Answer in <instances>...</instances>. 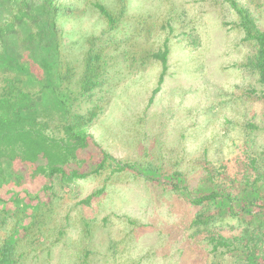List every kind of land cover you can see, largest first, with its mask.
I'll list each match as a JSON object with an SVG mask.
<instances>
[{
	"label": "trees",
	"instance_id": "16d2710c",
	"mask_svg": "<svg viewBox=\"0 0 264 264\" xmlns=\"http://www.w3.org/2000/svg\"><path fill=\"white\" fill-rule=\"evenodd\" d=\"M76 1L83 5L0 0V264H50L56 249L64 264H148L157 250L139 247V238L150 225L98 210L128 177L195 207L180 247L186 259L198 251L209 257L205 264H264V149L248 145L230 173L208 158L207 148L189 157L185 141L166 143L146 130L133 140L139 159L117 158L90 132L120 80L157 69L153 101L168 74L173 40L197 39L193 20L169 0L157 14L129 13L130 0ZM214 1L233 15L222 24L243 49L231 67L259 85L235 88L264 102V0ZM87 12L101 29L84 37L72 58L61 23ZM240 126L245 144L253 143L249 131L256 125ZM196 169L201 174L191 185ZM89 179L98 185L79 197L80 182ZM72 195L79 199L65 209Z\"/></svg>",
	"mask_w": 264,
	"mask_h": 264
},
{
	"label": "rangeland",
	"instance_id": "374dc122",
	"mask_svg": "<svg viewBox=\"0 0 264 264\" xmlns=\"http://www.w3.org/2000/svg\"><path fill=\"white\" fill-rule=\"evenodd\" d=\"M66 5L82 6L76 0H59ZM177 11H186V19L193 20L196 41L175 38L169 58V70L160 90L149 103L157 85L158 70H148L120 80L109 92L111 102L98 122L90 129L95 144L114 157L139 159L133 140L138 133L148 131L159 135L166 143L185 141L189 157H197L207 148L208 158L218 165L236 169L237 160L243 158L244 149H264V102L249 100L235 85H259L248 75L232 68L242 60L243 49L239 37L224 27L222 21L232 20L226 6L214 0H169ZM163 0H130L129 13L157 14L164 9ZM264 27V16L259 20ZM191 25V24H189ZM64 43L72 58L79 57L83 39L101 29L96 16L86 15L61 23ZM243 122L252 128L253 143L245 144ZM149 127V128H148ZM248 131L247 129H245ZM201 169L193 170L189 179L194 185ZM98 185L94 179L81 181L79 197H84ZM65 209L79 198L72 195ZM101 214L115 211L135 217L150 225L139 238V247L157 250L148 264H205L209 257L195 251L188 259L181 246L188 231L184 224L190 220L195 207L174 194L162 192L159 187L128 177L119 182L102 199ZM73 213V211H72ZM98 239H96V243ZM153 249V250H154ZM60 250L54 252L50 264H64ZM227 264L230 260L227 259Z\"/></svg>",
	"mask_w": 264,
	"mask_h": 264
}]
</instances>
